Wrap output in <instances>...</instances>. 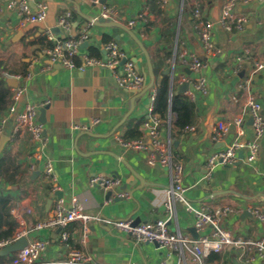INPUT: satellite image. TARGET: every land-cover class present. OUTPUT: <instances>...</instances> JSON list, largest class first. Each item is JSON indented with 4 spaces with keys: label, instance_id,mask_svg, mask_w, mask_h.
Masks as SVG:
<instances>
[{
    "label": "crops",
    "instance_id": "crops-1",
    "mask_svg": "<svg viewBox=\"0 0 264 264\" xmlns=\"http://www.w3.org/2000/svg\"><path fill=\"white\" fill-rule=\"evenodd\" d=\"M195 1L168 0L165 6H162L161 0L112 2L125 25L129 19L138 20L132 28L145 45L152 62L165 58L162 31L175 29L172 58L164 71L169 70L175 92L182 75H186L188 89L193 94L190 99L195 103V116L190 128H175L172 125L175 114L170 113L168 124L161 127V135L170 139L174 160L182 163L186 199L195 206L231 207L232 212L222 215L221 225L233 237L254 240L261 236L262 228L249 213L248 207L264 210V135L260 139L255 163H248L244 152L233 165H217L209 171L206 162L211 153L238 136L244 140L255 137L252 120L242 106V99L236 101L235 96L241 97L252 91L260 100L264 114V69L255 71L253 64V59H264V0L240 9L248 16L247 24L241 31L228 33L216 23L213 34L220 48L216 55H208L203 49L193 16ZM225 1L204 0L206 10L214 21L218 20ZM6 2L0 0V59L16 67H20L21 62L25 63L28 70L18 79L17 86L23 89L20 98L0 118L1 135L8 138L0 152V160L5 149L10 150L13 159L8 165V178L0 175V197L9 199L10 214L16 222L12 239L23 229L29 231L27 240L47 239V247L39 259L41 264L63 261L71 249H82L98 264H160L163 260H170L171 264L178 261L197 264V259L188 251L184 255L169 253L158 248L154 242H136L103 221L71 222L65 228L68 233L66 241L61 237L63 229H34V224L45 218L60 199L55 191L62 192L65 206L71 207L76 203L83 213L94 217H131L138 222L166 218L168 213L164 202L170 184L169 171L150 162L154 150L126 148L118 140V137L123 138L132 121L148 118L154 86L135 99L132 112L124 120L136 92L119 88L111 69L98 65L57 68L46 56V46L38 42L40 37H46L47 31L58 38L76 37L86 25L90 33L88 47L95 48L93 56L105 58L103 43L114 39L148 77L146 56L134 39L119 27L89 24L77 13V7L79 5L85 15L100 17L101 6L90 0H33L34 6L47 3V13L42 22L25 27L19 26L16 9H8ZM67 13L72 15V26L69 30H62L58 20ZM140 14L144 15V19L138 18ZM183 47L203 60L204 66L200 71L191 72L180 65L178 57ZM245 49L250 51V55L243 56L239 61L237 57ZM200 74L207 77V93L194 87V81ZM29 102L42 105L39 120L44 124L48 137L44 158L53 161L56 181L45 177L43 159L35 161V168H31L27 157L33 154L36 144L29 133L14 131L16 115ZM241 115L246 122L242 126L243 134L239 135V128L231 122ZM91 119H99V122L90 130L74 128L75 125L87 124ZM219 120L231 123L230 130L223 141L215 142L212 139L213 128ZM121 121L123 123L114 130ZM142 128L146 136L144 123ZM86 131L98 136L92 137ZM130 168L140 175L142 182L137 180ZM94 175L115 177L119 183L110 189L93 186L90 179ZM108 190H112L113 194L106 198ZM125 193L129 196H122ZM49 199L53 201L47 205ZM194 223V214L186 211L185 204L178 201L175 217L169 224L171 230L195 238L190 231L191 227H195ZM204 232L209 234L211 228ZM20 251L0 256V264H12L14 256ZM240 253V249L230 248L220 253V260L209 263L203 260V264H247L240 258ZM254 254V249L246 250V255ZM250 264H262V261L256 257Z\"/></svg>",
    "mask_w": 264,
    "mask_h": 264
},
{
    "label": "built area",
    "instance_id": "built-area-1",
    "mask_svg": "<svg viewBox=\"0 0 264 264\" xmlns=\"http://www.w3.org/2000/svg\"><path fill=\"white\" fill-rule=\"evenodd\" d=\"M113 0H90L91 3L100 5V17L106 20H115L124 23L117 6L112 2ZM260 2L263 0H226L219 12L217 21H214L206 10L204 0H196L194 3L193 16L196 20V27L200 35L204 51L208 55H216L220 52V48L214 39V27L216 23L225 32L241 31L247 24L248 16L241 11L242 7L248 6L253 2ZM33 0H7L6 7L8 9H16L19 26L25 27L31 23H40L45 19L48 5L45 2L39 3L37 6L32 5ZM162 6L168 3V0H161ZM72 15L67 13L61 16L58 20V26L62 30H69L72 26ZM139 19H144V15L140 14ZM136 19H129L126 22L128 27L136 25ZM88 23L91 25L92 22ZM94 25V24H93ZM46 37L52 41V46H46L44 52L48 57L50 63L60 64L62 67L69 69H76L79 66L85 67L89 65H98L111 69L116 85L127 91L137 92L141 90L147 83V73L139 70L136 62L132 57L120 46L119 42L111 39L103 43V50L106 53L105 58H98L88 54V43L90 42V33L85 25L79 31L76 37L58 38L51 31H47ZM87 43V46H83ZM250 55V51L245 49L241 56H238L239 61L243 56ZM80 58L82 64L76 63L75 59ZM254 70L261 71L264 69V59H253ZM178 62L180 65L191 72H198L204 66L203 60L183 47L179 53ZM19 79L20 75L12 76ZM186 75H182L180 85L187 82ZM207 77L200 74L194 81L195 89L202 93L208 92ZM249 83V81H247ZM23 89L19 86L13 87V103L16 102ZM189 97L193 94L189 89L185 92ZM156 96V90L152 91L150 96L148 112V119L144 122L147 129V135L141 139L124 140L118 137L119 142L126 147L137 150H154L155 153L151 155L150 162L152 164H159L166 167L169 171L170 184L167 187V197L164 206L167 210L168 216L166 218H157L151 221H144L135 223L131 217L123 219H107L101 217H94L85 214L80 207L75 203L71 207L64 204L63 198H60L55 204L52 211L43 219L34 224L35 230L60 228L62 230L61 237L64 241L68 239V233L65 228L75 220H82L84 222L96 220L103 221L108 226L113 227L116 231L128 235L130 238L139 243L156 241L158 248L166 249L171 252H177L182 255L186 251L190 252L198 261L197 264H203V260L212 252L223 253L230 248H238L241 250L240 258L245 263H252L255 258H259L264 264V210L258 207H248L249 213L260 223L262 228L261 236L257 239H249L243 237H233L231 233L221 225V218L223 214L232 212L233 209L229 206L221 208H210L208 206H195L189 202L185 197L186 187L183 184V166L181 162L174 160L171 141L164 139L161 135V127L163 121L161 118L153 113V104ZM240 98L242 106L247 115L252 120L255 137L252 140H244L238 136L231 143L216 149L211 153L206 162V168L210 171L217 165H233L240 159V154L245 153V160L248 163H255L258 159L260 149V139L264 135V114L263 107L258 97L252 91L244 93ZM41 104L35 102L27 103L24 108L16 115L14 120L15 133L27 132L30 134L31 140L36 144V149L33 154L28 155L27 160L31 168H35V161L44 160L43 173L46 178L56 181V173L53 161L49 158H44V151L48 144V137L45 135L44 124L39 120V111ZM99 122V119H91L87 124L75 125L76 129L90 130L91 127ZM246 118L238 116L232 120V124L239 128V135L243 134L242 126L245 124ZM230 123V124H231ZM230 124L219 120L213 128L212 139L215 142L223 141L224 137L230 130ZM190 128V126H187ZM2 131L0 129V139ZM93 186H101L110 189L119 183L115 177L106 178L100 175H94L90 179ZM57 188V187H56ZM122 196H129L128 193ZM180 201L185 204L186 211L195 216V229L198 233L197 238L183 234L180 231H173L170 228V222L175 217L176 203ZM22 219H20V222ZM210 227L211 232L204 231ZM29 231L23 229L19 231L16 237L0 243V248L13 243L21 237H27ZM48 240L44 238H34L28 240L26 246L15 255L12 264H41L39 259L45 251ZM252 248L255 251L254 255H246V250ZM171 255V254H170ZM53 264H98L93 258L86 254L82 249H71L63 261L55 262ZM128 264H135L130 262ZM160 264H171L170 260H163ZM176 264H185L184 262H177Z\"/></svg>",
    "mask_w": 264,
    "mask_h": 264
},
{
    "label": "trees",
    "instance_id": "trees-1",
    "mask_svg": "<svg viewBox=\"0 0 264 264\" xmlns=\"http://www.w3.org/2000/svg\"><path fill=\"white\" fill-rule=\"evenodd\" d=\"M174 37L175 29L170 28L162 31V50L165 58L160 59L158 62H152L156 76L153 85L156 90L153 113L161 118L164 126L168 124L170 113H174L175 119L172 122L173 127L185 128L194 122L195 103L184 93L178 94L175 90L171 93V77L169 74L164 73V67L170 65L169 60L172 58L171 44L173 43ZM38 42L44 46H52V41L46 37H40ZM94 49V47H88V54L93 56ZM75 61L77 64L82 63L80 58H76ZM20 64V67H16L6 60L0 59V118L5 115L13 103L12 87L8 84L6 78L14 75L24 76L28 73L27 64L22 62ZM146 119L132 121L123 135V139L134 140L143 138L145 132L142 125ZM12 161L10 150L5 149L3 157L0 160V175L4 178H8L9 176L10 166L8 165ZM15 231L16 222L10 214L9 199L7 197H0V243L11 240ZM220 258V253L212 252L204 259V262H215L220 260Z\"/></svg>",
    "mask_w": 264,
    "mask_h": 264
},
{
    "label": "water",
    "instance_id": "water-1",
    "mask_svg": "<svg viewBox=\"0 0 264 264\" xmlns=\"http://www.w3.org/2000/svg\"><path fill=\"white\" fill-rule=\"evenodd\" d=\"M32 5L34 6L33 2H32ZM77 13L79 15H81L82 17H84L86 19V21L92 22L94 25H98V26H109V27H119V28L123 29L126 33H128L134 39V41L139 45V47L142 49V51L144 52V54L146 56L147 67H148V80H147V83L144 85V87L141 90L137 91L135 93L134 97L131 99V108L128 111V113L125 115V118H124V120H125L126 117L132 112V110L134 108L135 99L137 97L141 96L142 94H144L149 89H151L152 86L154 85V82H155V73H154V70H153V64H152V61H151V57H150V55H149V53H148L145 45L141 41V39L134 32V28L128 27L127 25H125L124 23L119 22V21L106 20L103 17L95 18V17H92V16L85 15L84 13H82L80 11L79 5L77 7ZM215 17H217V11H215ZM215 20H216V18H215ZM83 46H87V43H84ZM55 66L57 68H60L61 67L60 64H56ZM164 73L165 74H168L169 73V70H165ZM6 80H7L8 84L11 87H16L18 85V79L15 78V77L8 76L6 78ZM188 87H189V83L188 82H184V83H182L179 86V88H178V90H177L176 93L182 94V93H184L188 89ZM170 91H171V93L173 92V83L172 82H171ZM123 121H121V123H118V125H116V127L114 128V130H116V128H118L123 123ZM85 133L88 134V135H90V136H92V137L98 136L94 132H90V131H86ZM7 140H8L7 136L2 135V137L0 139V152L3 150L4 144H5V142ZM130 170L134 173V175L136 176L137 180H139V181L142 182V178L140 177V175H138L133 169L130 168ZM54 194L58 198H62V192L61 191H55ZM112 194H113L112 190H108L106 192V198H109ZM52 201H53L52 199H49L47 205H50L52 203ZM245 213H247V211H245ZM135 223H138V221H135ZM190 231L192 232L193 236L195 238H197L198 233H197L195 227H191L190 228ZM27 242H28V240H27L26 237H21L20 239L14 241L13 243H10V244H8V245L0 248V256H5V255H8L10 253H13V252L22 250L26 246ZM154 244L156 246H159V244L156 241H154Z\"/></svg>",
    "mask_w": 264,
    "mask_h": 264
}]
</instances>
